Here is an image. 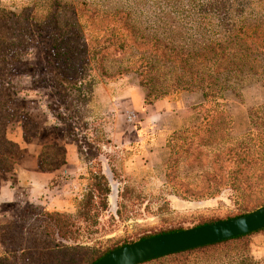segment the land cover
<instances>
[{
  "label": "rangeland",
  "instance_id": "obj_1",
  "mask_svg": "<svg viewBox=\"0 0 264 264\" xmlns=\"http://www.w3.org/2000/svg\"><path fill=\"white\" fill-rule=\"evenodd\" d=\"M165 1L170 5L178 3L179 7L174 9ZM32 6L42 10L51 8L48 19L53 18L51 13L55 7L65 6L57 11L55 30L72 37L64 47L53 45L50 40L43 44L33 43L19 61L0 71L11 76L20 98V108L30 113L35 124V130L31 131L35 137L29 143L23 141L22 129L16 122L8 124L6 138L19 149L10 156L8 170L5 167L0 171V181L10 179L14 183L15 173L22 165L26 167L32 162L25 146L34 143L38 148L37 170L41 171L38 166L41 154L48 156L41 159L54 175L53 183L48 186L54 190L50 195H38L36 201L26 205L39 210H55L52 204L64 198L68 201L65 211L74 212L78 200L87 191L89 174L102 171L111 189L106 210L100 214L96 234L80 238V246L90 248L94 255L111 246L139 242L143 235L159 230L192 229L205 220L238 213L236 200L226 188L213 199L201 200L199 195L189 198L175 193L174 183L167 180L166 164L174 159H177L175 170L182 174L181 179L188 181L193 179L188 174L190 169L200 174L207 168L206 158L200 155L202 151L197 155L198 161L192 162V155L183 160L182 142L175 144L173 150L169 147L175 131L196 122L197 110L184 109L180 127L163 129L157 126L171 124L169 115L150 113L145 110L146 105L133 107L125 97L128 89L137 88L144 98V85L164 86L165 82L175 79V72L162 70L160 66L140 76L134 68L142 62V56L156 65L170 64L176 58L171 52L173 49L202 43L203 38L196 33L191 17H185L190 7L188 0H0V20L10 14L19 15ZM48 22L54 25L51 19ZM74 26L79 28L76 37ZM110 28L118 37L144 44L133 50H101L104 44L99 40L108 35ZM152 39L156 44L147 42ZM6 42L5 38L0 39V54L5 52L7 56L10 50ZM153 45H156L155 51ZM184 93L187 92L166 93L159 100L178 101ZM239 94L237 98L232 94L226 97L231 134L240 139L264 124V84L251 83ZM126 111L135 112L134 125L127 123ZM224 119L221 118L220 123ZM142 131L146 132L145 137L138 142L136 138ZM199 135L196 131L188 136L197 143ZM188 142L190 140H186ZM206 143L213 142H203L192 148L198 146L202 150ZM59 146H64L66 151L65 164L61 166H57L61 159ZM216 148L215 143L209 152L217 153ZM29 150L37 149L30 147ZM68 153L74 155L72 166H67ZM10 166L12 171H9ZM112 186L117 188L115 195H111ZM23 206L0 204V225L5 224V219L14 217ZM64 244L75 245L70 240ZM215 249L222 252L211 257L193 252L144 264H243L245 259L251 264H264V231ZM90 253L84 254L83 259Z\"/></svg>",
  "mask_w": 264,
  "mask_h": 264
},
{
  "label": "trees",
  "instance_id": "obj_2",
  "mask_svg": "<svg viewBox=\"0 0 264 264\" xmlns=\"http://www.w3.org/2000/svg\"><path fill=\"white\" fill-rule=\"evenodd\" d=\"M169 3L165 1V4ZM188 3L190 7L185 17H191L196 33L203 38L202 43L173 49L171 52L176 58L172 59L170 64L156 65L148 57L142 56V62L134 69L140 76L146 71L158 70L159 66L162 70L170 69L176 74L175 79L165 82L164 86L155 83L144 85L146 93L143 105L155 103L166 93L187 92L184 94H196L199 98V102L190 107L192 111L198 112L196 122L180 131H175L171 136L173 143H170L169 147L173 150L175 144L182 142L185 151L183 160L192 155L194 157L192 162L198 159L197 155L202 151L200 155L206 158L207 168L200 174L190 169L188 174L192 175L193 179L188 181L185 178L181 179L182 174L175 170L177 159H174L166 164L167 180L174 183L175 193L189 198L199 195L201 200L213 199L222 188H226L233 194L239 212L225 218L205 220L193 226L197 228L240 217L264 206V124L261 123L259 129L248 131L240 139L233 137L226 97L227 94H232L235 98L239 97L240 90L251 83L264 84V0H204L202 3L188 0ZM177 4H169V6L177 9L179 7ZM64 7L59 6L57 9L55 7L51 13L53 18L49 19L53 21L52 26L49 25L47 15L51 8L42 10L38 6L26 8L19 15L10 14L0 20L1 38L6 39L5 44L10 50L7 56L5 52L0 54V71L4 68L6 70L7 65L19 61L26 54L27 49L34 45L33 43L43 44L50 40L53 45L58 44L63 47L67 45L71 41L69 39L72 37L71 34L55 30V23L58 20L57 11ZM223 28H228L227 32L221 31ZM74 31V34H77L79 28L74 26ZM107 34L99 40L104 44L101 50L122 51L131 48L133 50L139 49L144 44L118 37L111 28ZM147 42L156 44L157 41L152 39ZM155 46L153 45L154 51L157 49ZM19 99L11 83V76H7L6 72L0 73L1 172L5 167L8 170L10 156L19 149L16 143L6 138L8 124L16 122L21 127L25 143H29L31 138L35 137L31 135V131L35 130V124L30 113L20 108ZM221 118L225 119L220 123ZM57 119L63 121L61 118L57 117ZM196 131L200 134L197 139L199 142L194 143L188 135L193 136ZM186 140L190 142L186 143ZM203 142L213 143L204 144L202 150H199L198 146L192 148L193 145ZM215 143L218 145V149L216 148L218 152L211 154L209 149ZM58 148L61 150V159L57 166H61L65 164L66 151L64 146ZM43 156L48 157L44 154L40 157ZM210 157H212L211 161ZM41 158L38 161L40 170L44 173H52L49 167L42 164ZM12 169L10 166L9 171ZM89 176L87 191L78 200L74 212L61 209L39 210L24 205L17 210L14 217L5 220V224L0 225V264H93L106 254L128 245L124 243L111 246L96 255L90 253V248L80 246V238H91L96 234L98 219L101 212L106 210V200L111 192L108 179L102 171L90 173ZM3 181H0V186ZM50 183H53V179ZM116 190L117 188L112 186L111 195H115ZM249 207L252 210L247 211ZM184 230L186 229L159 230L143 235L138 241ZM263 231L264 228L169 256L185 254L188 256L193 252H200L205 257H211L218 251L222 252L215 249L218 246ZM68 240L75 245H65L64 242ZM87 253H90L89 256L85 255L83 259V255ZM243 264L251 263L245 259Z\"/></svg>",
  "mask_w": 264,
  "mask_h": 264
},
{
  "label": "water",
  "instance_id": "obj_3",
  "mask_svg": "<svg viewBox=\"0 0 264 264\" xmlns=\"http://www.w3.org/2000/svg\"><path fill=\"white\" fill-rule=\"evenodd\" d=\"M264 228V206L252 213L120 247L93 264H141L187 250L215 244Z\"/></svg>",
  "mask_w": 264,
  "mask_h": 264
},
{
  "label": "crops",
  "instance_id": "obj_4",
  "mask_svg": "<svg viewBox=\"0 0 264 264\" xmlns=\"http://www.w3.org/2000/svg\"><path fill=\"white\" fill-rule=\"evenodd\" d=\"M125 97L127 98L128 103L133 107H139L143 105V92L137 88L128 89L125 93ZM198 102L199 98L196 94H182L178 101H170L166 99L158 100L155 103L146 106L145 110L156 115L166 114L170 116L171 124L163 126L158 125V128H177L182 122L184 113L183 110L190 108L192 105H195ZM145 133V131H142L141 134H138L136 140L138 142L143 141L142 138L145 137L143 136ZM25 147L29 151L31 158L30 160L32 162L26 167L23 165L21 166L20 171L22 173H20V171L15 173L16 178L13 180L14 183H12L10 179L3 181L0 186V204H15L21 206L31 204L38 199V195L39 197H41L42 193H44L43 195H50V193H52L54 190H51L50 188L48 189V186L54 175L37 170L35 162L38 154V148L36 145L32 143L26 145ZM30 147H35L37 150L30 152ZM73 159L74 155L68 153L67 166L73 165L71 163ZM67 205V199L58 198L56 203L52 204V208L66 210L68 208Z\"/></svg>",
  "mask_w": 264,
  "mask_h": 264
},
{
  "label": "built area",
  "instance_id": "obj_5",
  "mask_svg": "<svg viewBox=\"0 0 264 264\" xmlns=\"http://www.w3.org/2000/svg\"><path fill=\"white\" fill-rule=\"evenodd\" d=\"M126 121L129 124L134 125L136 123V114L133 111H126L125 112Z\"/></svg>",
  "mask_w": 264,
  "mask_h": 264
}]
</instances>
